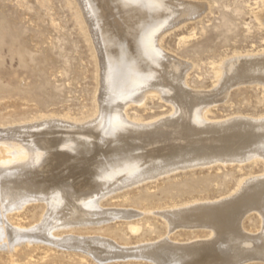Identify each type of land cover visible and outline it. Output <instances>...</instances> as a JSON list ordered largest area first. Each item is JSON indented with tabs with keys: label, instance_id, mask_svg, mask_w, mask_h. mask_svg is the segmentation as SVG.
<instances>
[{
	"label": "rangeland",
	"instance_id": "1",
	"mask_svg": "<svg viewBox=\"0 0 264 264\" xmlns=\"http://www.w3.org/2000/svg\"><path fill=\"white\" fill-rule=\"evenodd\" d=\"M166 1L179 0L163 1V6L167 8L163 7L159 11L164 22L161 19L157 21L159 26L153 29V37L150 38L152 41L155 38L154 45H158L167 58L182 65L181 80L185 89L193 97L204 99L203 102L207 105H204L203 126L208 128L214 125L208 129L215 128L214 131L219 130L224 135L237 131V124L241 122L246 124L263 121V83L257 82L253 76L244 77L249 78L248 80L241 76L245 81L243 82L234 75L224 90H221V85L226 77L223 73H226L225 69L232 67L230 65L239 60L250 65L264 56V23L260 21L264 12V0H180L188 6H204L203 15L201 11L195 15L196 19L179 15L182 8L176 9L178 12L174 11L178 15L168 11ZM144 3L146 4L145 1ZM78 7L75 0H0V131L9 128L14 130L19 126L31 123L33 125L43 120H59L73 123L75 128H82V124L85 125L96 116V104H99L101 94L99 56L94 40L91 39L92 32L89 27H85L87 25ZM169 20L172 25L167 24ZM151 94L153 95L149 94L150 96L135 102L136 105L132 103L128 106L123 116L130 124L140 126V129L152 130L154 125L171 119L174 114L172 102L162 98L159 93L157 95V92ZM195 102L201 103L200 98H196ZM227 127L232 130H227ZM88 141L89 144L85 145L93 151L92 155L74 154V163L95 159L98 153L96 149L103 148L100 145L108 148V160L115 159L120 162L121 156L125 155L124 146L128 145L117 134L110 137L103 133ZM59 143L55 146L59 153L72 154L67 150L71 147L70 144L65 145V148ZM6 156L3 148H0V168L5 164L3 161L9 158ZM236 156L234 158L238 160L223 158L216 160L217 162L212 161L209 165L199 164L200 167H184L183 170L182 167L174 168L175 170L168 171L170 174L165 172L150 180L140 181V184L127 185L117 190L118 193H106L99 201L100 209L104 213L108 211L102 217L107 218L111 214L120 216L114 219L105 218L100 224H92L96 218L84 216L83 219H88L86 225L69 224L67 228L59 225L58 228H53L51 237L55 238L57 244L28 243L22 240L11 245L9 240L1 239L0 264H162L163 258H166L164 255L154 253L153 256L151 251L148 255L146 253L147 257L143 247L156 246L163 241L173 247H186L210 240L209 228L199 226L202 222L195 217L187 219L190 227H193L189 229L190 227L183 226L185 218L178 221L175 217V222L165 216L189 210L194 206H213L229 198L233 200L240 195L247 181L253 179L259 182V177L264 178V158L254 153L245 154L248 156L246 159L241 153ZM244 160L248 162L242 164ZM73 161L66 163L69 168ZM254 202L257 204H253ZM253 203H241L242 212L238 211L240 215L237 214V226L246 237H262L263 247H256L254 243L249 246L250 249L247 246L249 251L243 253L246 255H242L237 264H264V197L254 200ZM22 206L4 213L6 226L13 228L12 230L20 229L17 232L28 231L41 224L46 211L42 203L29 202ZM162 214L165 216L162 217ZM174 223L176 224L173 225ZM70 238H103L113 245L116 244L119 249L124 248L135 255L97 263L88 254L74 248L76 246L68 245ZM7 246L10 249L7 250ZM151 258H159L158 263ZM172 259L174 258L168 259L165 264L194 263Z\"/></svg>",
	"mask_w": 264,
	"mask_h": 264
},
{
	"label": "bare ground",
	"instance_id": "2",
	"mask_svg": "<svg viewBox=\"0 0 264 264\" xmlns=\"http://www.w3.org/2000/svg\"><path fill=\"white\" fill-rule=\"evenodd\" d=\"M75 1L82 11L81 14L85 25H87L85 27H89V31L92 32L93 37L91 39L94 40L97 56H99V62H97L100 68L99 75H101V94L100 102L96 104L98 106L97 114L88 123L82 124V128H75L73 123L60 122L59 120H43L33 125L28 123L29 125L19 126L14 130L9 128L0 131V148H3L6 157H9L7 160H2L5 164L0 168V242L1 239H7L11 245L22 240H26L28 243L57 244L55 238H51L53 228H58L59 225L67 228L69 224H79L80 226V224L87 223L88 219H83L84 216L96 218L92 224H100L109 217L104 216L106 219L102 217L108 211L104 213L99 206L100 199L104 198L106 193L117 192L127 185L150 180L156 175L160 174L161 176L162 173L171 172L172 169L175 170L178 167H182L181 170H183L184 167H197L199 164L213 163L212 161L218 159L230 160L240 153L244 155L243 158L245 157V159L248 158L245 156L247 153H254L264 158V119L255 123L251 121V123L243 124L241 122L242 124H237L238 129L234 125L237 131L234 130L235 132L224 135L219 133V130L214 131L215 128L211 130L214 125L209 126L210 129L203 126L204 99L193 97V94L185 89L181 80L182 65L167 58L163 50H160L158 45H154L155 38L154 41L150 38L153 29L159 26L157 21L162 17L159 10L164 7V0H144L146 4L143 0ZM167 4L168 11L171 10L173 14L178 15L174 11L182 8L179 15L182 14L181 16L189 19L190 17L194 18L204 9V6H188L180 0L166 1L165 5ZM201 14L203 15V11ZM198 18L200 17L198 16ZM260 21L264 23V12L260 16ZM169 22L170 20L168 23L166 21L167 24H171ZM180 24L177 23V25ZM177 25L176 27H178ZM166 31L163 30V32ZM159 40L161 39L159 38ZM242 61H234L235 63L230 65L231 68L225 69L226 73H223L226 76L225 81L221 85L222 87L219 86L221 90L226 88L225 86L231 82L233 78H230L234 75L240 78L242 76L243 79L253 76L257 82L259 81L264 85V56L258 62L253 61L250 65L249 63L246 65ZM156 92L157 95L159 93L162 98L173 103L174 114L171 119L154 125L152 130H145L140 129L141 127L138 125H133V121V124H130L123 117L128 106ZM196 98H200L201 103L195 102ZM168 104L170 105V103ZM226 129L232 130L228 127ZM222 131L225 132V130ZM103 133L110 137L117 134L120 140L128 143L127 146H124L125 155L121 156V161L108 160L107 156H110L107 155L108 148L100 145L103 148L96 149L98 153L95 159L89 157L91 160H80L79 163H74V154L92 155L93 151L88 149L85 144H89L88 139L93 140ZM58 143L62 147L70 144L71 147L67 150L72 154L69 155L70 153L66 154L65 152L63 155L59 153L55 149ZM111 157L114 156L111 155ZM247 160H244L242 164L249 161ZM69 161L70 163L73 161L70 168L66 164ZM105 166L107 168L104 169ZM258 177H254V179L257 180ZM259 178L257 180L259 182L253 179L247 181L240 195L233 200L230 198L225 200L226 197L225 201L213 206L200 205L191 207L186 211L169 212L168 216H165L166 213L162 214V217H168L172 221H175V217H177L176 220L179 219L178 221L185 218V221L183 220L184 227H190V221L187 219L189 217L194 219L195 217L196 220L202 222V225L199 226L209 228L210 240L202 243L195 242L196 244L186 247L183 245V247H180L181 245L173 247L168 242L163 241L164 243L156 246L143 247L142 250L145 255L151 251H153L151 252L153 256L164 255L166 258H163L162 264L171 258H174L172 260L175 258L189 260L194 262L192 264H237L242 255L243 257L246 255L243 253L249 251L247 246L249 248L254 243L256 247H263L262 237H253L254 239H252L244 236V232L240 231L236 220L237 214L240 215L238 211L241 208V203L246 205V203H253L254 200L264 197V178L263 176L262 179ZM234 195L236 196V194ZM29 202L43 204L46 210L43 214V222L28 231L21 232L16 231L20 229L12 230L13 228L10 229L6 226L4 213L15 210ZM255 203L257 204V202L253 204ZM246 207L248 209V206ZM122 211L124 212V210ZM119 216L111 214L109 218L114 219ZM67 243L88 254L97 263L129 258L133 257L134 254L124 248L119 249L115 246L116 244L113 245L103 238H70ZM8 246L7 250L10 249ZM143 256L141 255V257ZM255 256L257 257V255ZM151 259L154 260V258Z\"/></svg>",
	"mask_w": 264,
	"mask_h": 264
}]
</instances>
